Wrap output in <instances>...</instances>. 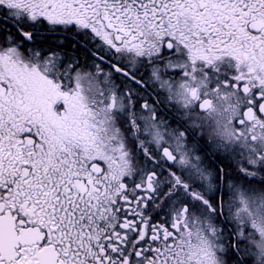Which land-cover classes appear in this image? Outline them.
<instances>
[{
    "label": "snow or ice",
    "instance_id": "snow-or-ice-1",
    "mask_svg": "<svg viewBox=\"0 0 264 264\" xmlns=\"http://www.w3.org/2000/svg\"><path fill=\"white\" fill-rule=\"evenodd\" d=\"M0 264H264V0H0Z\"/></svg>",
    "mask_w": 264,
    "mask_h": 264
}]
</instances>
